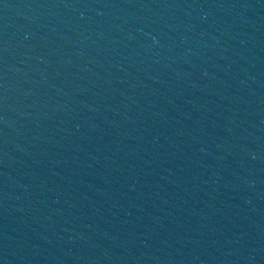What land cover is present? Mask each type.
Wrapping results in <instances>:
<instances>
[{
    "label": "water",
    "instance_id": "95a60500",
    "mask_svg": "<svg viewBox=\"0 0 264 264\" xmlns=\"http://www.w3.org/2000/svg\"><path fill=\"white\" fill-rule=\"evenodd\" d=\"M0 264H264V0H0Z\"/></svg>",
    "mask_w": 264,
    "mask_h": 264
}]
</instances>
